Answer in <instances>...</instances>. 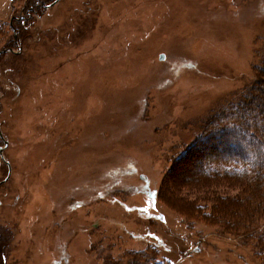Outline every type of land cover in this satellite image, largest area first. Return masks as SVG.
Returning a JSON list of instances; mask_svg holds the SVG:
<instances>
[{
    "label": "rangeland",
    "instance_id": "374dc122",
    "mask_svg": "<svg viewBox=\"0 0 264 264\" xmlns=\"http://www.w3.org/2000/svg\"><path fill=\"white\" fill-rule=\"evenodd\" d=\"M4 50L0 264H264V213L201 218L247 193L207 170L260 135L264 0H0Z\"/></svg>",
    "mask_w": 264,
    "mask_h": 264
},
{
    "label": "trees",
    "instance_id": "16d2710c",
    "mask_svg": "<svg viewBox=\"0 0 264 264\" xmlns=\"http://www.w3.org/2000/svg\"><path fill=\"white\" fill-rule=\"evenodd\" d=\"M51 3V2H50ZM41 10H44V8H41ZM250 102V101H249ZM247 104L246 101L244 103H241V108L244 107V105ZM238 104L227 108L222 109L226 112H230L232 110H235V107H237ZM224 111H222L223 113ZM247 114H243L242 112L235 114V119L233 122H240L243 124L244 132H247L248 125H251V120L255 123H259V126L262 128L260 129V135L256 132L252 133L251 137V144L253 146V149L251 151H248L246 153L237 152L236 155H233L230 158H222L219 161H209V168L208 174L212 178L216 177H238L237 183H243L246 186V195L245 196H234V198L228 199L224 198L223 196L216 197V205L211 206V210L208 209V213L203 211L201 214V218H209L212 221H215V218H212L213 216H218L219 218L223 217L225 218V222L229 223H241V225H247L248 227L252 228L255 225H258L259 222H261V216L264 213V198L261 200L259 198H252L250 196H253V194H248L249 192H252L253 189L256 190L258 183H261L264 185V119L259 118H251L249 121H247L246 118ZM231 116V114H229ZM228 116V117H229ZM229 119L221 118L220 120L217 119L214 121V129L218 130H224L229 127L233 123ZM248 134V133H247ZM219 134H216V137H219ZM206 139L210 137V135H206ZM186 154V153H185ZM184 154V155H185ZM182 155V156H184ZM181 156V157H182ZM180 157V158H181ZM179 158V159H180ZM217 165V166H214ZM214 166V169L212 168ZM216 167V169H215ZM219 169H218V168ZM207 173V172H206ZM236 180H234L235 182ZM230 183V182H229ZM240 183V186L243 185ZM243 202L242 204H236V205H243L242 208H237V206H234L236 213H232L231 211L226 209H222V202L227 203H234V202ZM223 203V204H224ZM203 207H206V203L201 204V207L199 206L198 209H202ZM215 206V207H214ZM205 209V208H203ZM207 209V208H206ZM255 209V210H252ZM228 211V212H226ZM199 215V214H198ZM207 217V218H206ZM210 220V221H211ZM262 238V239H261ZM148 250H151L148 248ZM258 252L260 255L264 258V231L262 235L260 236V240L258 241ZM153 264H164L163 262L156 261L153 262Z\"/></svg>",
    "mask_w": 264,
    "mask_h": 264
},
{
    "label": "water",
    "instance_id": "95a60500",
    "mask_svg": "<svg viewBox=\"0 0 264 264\" xmlns=\"http://www.w3.org/2000/svg\"><path fill=\"white\" fill-rule=\"evenodd\" d=\"M3 150H4V147H1L0 154L2 155L3 158H5V157H4V154H3ZM8 163H9V162H8ZM10 171H11V166H10V164H9V174H10Z\"/></svg>",
    "mask_w": 264,
    "mask_h": 264
},
{
    "label": "flooded vegetation",
    "instance_id": "af4514ba",
    "mask_svg": "<svg viewBox=\"0 0 264 264\" xmlns=\"http://www.w3.org/2000/svg\"><path fill=\"white\" fill-rule=\"evenodd\" d=\"M46 4H47V3H46ZM49 4H50V3H48L47 5H49ZM47 5H46V6H47ZM43 6H45V5L43 4ZM30 9H33V8L31 7ZM15 201H16V200H15Z\"/></svg>",
    "mask_w": 264,
    "mask_h": 264
}]
</instances>
